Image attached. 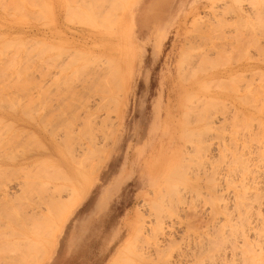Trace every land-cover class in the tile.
I'll return each mask as SVG.
<instances>
[{
    "label": "rangeland",
    "instance_id": "obj_1",
    "mask_svg": "<svg viewBox=\"0 0 264 264\" xmlns=\"http://www.w3.org/2000/svg\"><path fill=\"white\" fill-rule=\"evenodd\" d=\"M105 1V4H101ZM122 1L0 0V51L1 54L6 55L0 56V213H3L0 215L2 224H0V229L2 228L0 230V242H2L0 243L2 248H0V264H22L21 255L23 264L31 261V264H112L114 262L115 264H146L147 261V264H159L168 259L171 253H176L179 248L183 251L187 248L188 220V224L193 222L192 225L201 226L199 228L195 225L198 232L203 230L201 233H205L202 228H205V221L207 220L208 223L211 217L208 214L211 210L210 203L207 204L208 196L213 198L209 199L214 201L211 204H217L220 202L218 196L224 194L225 197L227 191H232L222 178L232 177L235 173L234 168L236 171V168L241 171V168L245 166L242 161L246 159L247 162L250 155L243 154H247L259 141L256 140V143H253L250 140L252 141L250 142L249 137L247 138L248 134L253 137L252 133H256L254 136L259 133L260 139L264 136L261 126L262 130L259 132L257 130L260 128H256L260 123L256 121V115H253L256 113V107L255 110L251 108L257 105L261 106L260 109H264V0ZM44 3L47 4L46 9H43ZM116 3L117 7L120 4L118 8L115 7ZM239 4H244L243 10L240 9ZM114 7L118 12L117 10H115L116 13L114 12ZM19 9L22 17L18 15ZM246 12L249 15L253 14L248 18ZM46 17L47 21L44 20ZM257 17L260 19L258 20ZM115 19H117L116 23ZM104 70L107 76L111 74L112 78H115V82H113L114 78H110L111 76L107 78ZM102 71L107 79H111L108 85L114 86L115 83L113 88L107 87L106 78L104 82L102 81L101 77H105L103 75L101 77L99 75L102 82H97L98 79L94 73ZM218 72L225 73V77L216 78L215 81L211 75ZM227 73L231 74L230 77ZM239 73V76H235ZM95 75L98 77V74ZM90 78L93 80L91 81ZM208 81L211 82L208 84ZM218 81L222 83L219 85ZM90 82H97V85L93 86ZM211 84L219 86L212 85L210 88ZM97 87L106 88V93L105 90L96 91ZM218 87L220 88L217 89ZM258 87H261L263 92L258 91L259 89H256ZM83 91L85 93H81ZM108 96L113 100V104L112 101L106 100L110 99L107 98ZM100 97H103V100L101 98L99 101ZM207 99L210 100V104ZM210 105H214L213 110ZM206 106L210 109L206 110ZM78 107L80 110L77 109ZM57 108H60L59 112ZM57 112H61L62 117L60 114L58 116ZM74 112H77L76 115L79 113L77 115L79 118ZM85 113L86 115L88 113L89 117ZM236 113L238 114L234 115ZM243 115L245 119L241 120ZM248 115L254 120L248 119L250 118ZM235 116H238L241 121L235 119ZM85 117L86 119L88 117V120ZM261 117L263 119L264 115ZM81 118L84 120V125L91 127V129L88 126L84 127L85 130L91 131L90 133L88 130L85 132L84 128L78 129L80 126L83 127ZM71 119L75 121L71 122ZM78 119L81 120L80 123ZM232 120L236 122H231ZM249 123H252V130L248 129ZM64 127L67 133L64 132ZM79 130H83L87 135H84L83 131L80 135ZM253 130L255 131L251 133ZM68 133L75 136L69 137ZM64 134L68 135L66 137L69 139ZM90 134L94 136L92 137L94 140L90 139L93 143L89 142ZM66 139L70 141L67 142ZM74 139L76 141L79 139L83 144L79 141L73 142ZM247 140L252 146L246 144ZM64 142L72 145V147L68 146L73 150H71L72 154L69 149L67 153L65 150L67 144ZM236 143H238L237 148L242 145L241 151L245 145L246 152H240L235 147ZM81 145L84 149L82 147L78 149ZM81 150L85 154L88 153L89 157L87 155L84 157V153L82 156ZM234 152L236 155L233 154ZM92 154L95 156L92 157ZM73 155L80 160L72 158ZM230 157L231 160L235 159L234 162L230 160ZM238 157L243 159L239 160ZM88 158L91 160L88 161ZM237 160L240 162L237 163L240 168L236 164ZM81 163L85 164V167ZM45 166L47 170H44ZM49 168L52 169H50L51 172ZM203 170L207 175L214 176L213 172L218 177L214 176L215 181L210 176L206 178L207 175L203 173ZM45 174L50 179H46ZM34 180L38 182L36 183L38 186L34 187ZM24 181L27 183H23ZM32 185L33 189L30 187ZM18 186H29V189L22 188L21 192ZM60 186L61 188H58ZM218 187H221L222 191ZM60 189L63 190L60 191ZM23 190L28 193H24ZM34 190H39L40 193ZM30 192L31 197L28 196ZM21 195H23L22 198ZM196 197L198 200L195 201ZM17 198L22 200L16 201ZM58 199L60 200L57 201ZM196 204H199V207ZM151 206L154 207L151 208ZM168 206L172 208L171 211ZM190 207L198 213L192 212V209L189 210ZM152 214H155L156 218ZM37 215L40 217H36ZM10 217L13 220L10 221ZM161 218L163 224L160 223ZM141 221L146 227L141 228ZM171 223H175L178 228L182 224L183 228L178 229L181 234L179 233L177 241L174 242L179 244H175L176 246L172 244V248L169 247L167 253L162 254L161 249L155 246L156 240L159 234L164 230L167 231ZM139 224L140 231L136 228ZM160 224L164 230L161 229ZM198 232H195V235ZM201 233H198L196 237L199 234L200 237L204 236ZM152 234L157 236L156 240L155 236L152 238ZM5 235L8 237H4ZM180 235L185 240L183 237L180 239ZM16 240L26 241L25 246L24 242H16ZM179 240L185 243H180ZM146 244L151 247L144 249ZM13 247H17L15 248L17 252ZM151 248L157 249L151 252ZM26 250L28 259H24ZM20 251L24 254L18 253ZM121 252L124 254L118 256ZM139 252L149 255L155 253L156 256L154 254L153 257L152 255L148 257L149 255H142ZM30 254L31 258L28 256ZM158 255L164 258L161 259ZM116 258L120 260H115ZM3 259L5 263H1L4 262ZM121 259L126 262L124 263Z\"/></svg>",
    "mask_w": 264,
    "mask_h": 264
},
{
    "label": "bare ground",
    "instance_id": "obj_2",
    "mask_svg": "<svg viewBox=\"0 0 264 264\" xmlns=\"http://www.w3.org/2000/svg\"><path fill=\"white\" fill-rule=\"evenodd\" d=\"M47 1V0H46ZM49 1V0H48ZM100 2L101 1H104V0H99ZM110 1V0H109ZM115 1V0H114ZM117 1V0H116ZM124 2L126 1V0H123ZM122 1V2H123ZM238 1H240V0H238ZM130 2V1H129ZM241 2H243V1H241ZM252 2V1H251ZM47 3V2H46ZM46 3H44V4H42V6H44L43 7V9H46V6H47V4ZM83 3H85V2H83ZM106 3V1L104 2V3H101V4H105ZM128 3V2H127ZM235 3H237V1L235 2ZM240 3V2H239ZM48 4H49V2H48ZM82 4V3H81ZM99 4V3H98ZM98 4H97V6H98ZM242 5H244V4H239V7H240V9L241 10H243L244 9V7L242 6ZM254 5V4H253ZM119 6H120V4H119ZM118 6V7H119ZM22 7V6H21ZM115 7H117V3H116V6ZM115 7L113 8L114 9V12L116 13V11L115 10H117V9H115ZM117 7V8H118ZM122 7V6H121ZM120 7V8H121ZM99 8V7H98ZM119 8V9H120ZM22 9V8H21ZM123 9V8H122ZM229 9H231L230 7H229ZM24 10V9H23ZM254 10V9H253ZM25 12H26V10H24ZM24 11H23V13H24ZM46 11V10H45ZM93 11V10H92ZM252 11V10H251ZM19 12H20V9H19ZM18 12V13H19ZM79 12V11H78ZM117 12H118V10H117ZM122 12V11H121ZM253 12V11H252ZM21 13L22 12H20L18 15H21ZM27 13V12H26ZM114 13V14H115ZM247 13V12H246ZM246 13H244L245 15H246ZM258 13V12H257ZM113 14V15H114ZM253 13H251V15H252ZM81 15H84V14H81ZM95 15V14H94ZM116 15V14H115ZM114 15V16H115ZM251 15H249V13H247V17L248 18H250L251 17ZM254 15H258V14H254ZM119 16V15H118ZM118 16H116V17H118ZM21 17H22V15H21ZM245 17V16H244ZM97 18V17H96ZM95 18V19H96ZM114 18V17H113ZM220 18V17H219ZM255 18V17H254ZM258 18V17H257ZM24 19V18H23ZM47 19V17L44 19V20H46ZM91 19H92V17H91ZM222 19H224V18H222ZM260 18H258V20H259ZM92 20H94V19H92ZM116 20L117 19H115V23H116ZM238 21H240L239 19H237ZM47 21V20H46ZM90 22V21H89ZM85 23V22H84ZM86 23H87V21H86ZM119 23V22H118ZM120 24V23H119ZM210 24V23H209ZM215 24H217V23H215ZM214 24V26H216ZM231 24V23H230ZM233 24V23H232ZM251 25V24H250ZM119 26V25H118ZM219 26V25H218ZM227 27V26H226ZM249 28V27H248ZM124 29V28H123ZM251 29V28H250ZM122 30V29H121ZM249 29H247V31H248ZM252 30V29H251ZM246 31V30H245ZM255 31V30H254ZM38 32V31H37ZM253 32V31H252ZM125 33V32H124ZM244 35V34H243ZM257 35V34H256ZM251 36V35H250ZM258 36V35H257ZM242 37V36H241ZM254 37V36H253ZM253 37H251V38H253ZM235 38H237V37H235ZM244 38H245V36H244ZM246 40V39H245ZM9 41V40H8ZM13 42V41H12ZM9 43V42H8ZM229 43V42H228ZM10 44H11V40H10ZM16 44V43H15ZM9 45V44H8ZM13 45V44H12ZM11 45V46H12ZM2 46V45H1ZM14 46V45H13ZM231 46V45H230ZM233 46V45H232ZM236 46V45H235ZM4 47H5V44H4V46H3V49H4ZM2 48V47H1ZM233 48V47H232ZM2 51H4V50H2ZM5 53H6V51H4ZM16 53V52H15ZM2 54H4V53H2ZM1 54V51H0V56L2 55ZM7 54V53H6ZM5 55V54H4ZM3 55V56H4ZM6 56V55H5ZM16 56V55H15ZM185 56V55H184ZM205 56V55H204ZM203 56V57H204ZM182 57V56H181ZM4 58V57H3ZM2 58V59H3ZM6 58V57H5ZM183 58V57H182ZM186 58V57H185ZM184 58V59H185ZM218 58V57H217ZM20 59V58H19ZM201 59V58H200ZM203 59H205V58H203ZM207 59V58H206ZM208 59H209V57H208ZM5 60V59H4ZM202 60V59H201ZM16 61V60H15ZM193 61V60H192ZM12 63V62H11ZM16 63V62H15ZM14 63V64H15ZM191 63V62H190ZM202 63V62H201ZM117 64V63H116ZM199 64V63H198ZM198 64H196V65H198ZM119 65V64H118ZM117 65V66H118ZM116 66V67H117ZM121 66V65H120ZM123 66V65H122ZM262 66V65H261ZM121 68V67H120ZM259 69H261L260 67H258ZM74 70H75V68H73ZM106 69H107V67H106ZM193 69V68H192ZM67 70V69H66ZM183 70V69H182ZM181 70V71H182ZM198 70V69H197ZM242 70V69H241ZM60 71H62V70H60ZM99 71H101L100 69H99ZM98 70H97V72H99ZM105 71V70H104ZM104 71H102V72H100V73H94V76H96V78L98 79V81L97 82H99V81H101V79L103 78V82L105 81L104 79L106 78V71L104 72ZM125 71V70H124ZM190 71V70H189ZM207 71V70H206ZM260 71H262V70H260ZM105 73V75H104V73ZM120 72V71H119ZM226 72V71H225ZM228 72H231V71H228ZM236 72V71H235ZM73 73V72H72ZM102 73V74H101ZM121 73V72H120ZM185 73H186V71H185ZM188 73V72H187ZM58 74V73H57ZM95 74H98V77H97V75H95ZM228 75L227 76H229V75H231V74H229V73H227ZM242 74V73H241ZM60 75V74H59ZM99 75H100V77H101V75H103V76H105V77H101V79H100V77H99ZM109 75V74H108ZM191 75V74H190ZM240 75V73L237 75H235V76H239ZM243 75V74H242ZM109 76H111V74L109 75ZM109 76H107V78H109ZM121 76V75H120ZM181 76V75H180ZM187 76V75H186ZM186 76H185V78H186ZM194 76V75H193ZM196 76V75H195ZM225 77V73H214V74H212L211 75V78H213L214 80L216 79V78H219V77ZM54 77H55V75H54ZM58 77V76H57ZM93 77V76H92ZM181 77H183V76H181ZM188 77V76H187ZM230 77V76H229ZM56 78V77H55ZM62 78H64V76L62 77ZM94 78V77H93ZM106 78V79H107ZM111 79H113L112 78V76L110 77ZM121 78V77H120ZM193 78V77H192ZM91 79V78H90ZM110 79V80H111ZM93 79H91V81H92ZM109 79H107V82L108 81H110ZM183 80H185V79H183ZM220 80V79H219ZM101 81V82H102ZM125 81V80H124ZM213 81V80H212ZM216 81V80H215ZM228 81V80H227ZM235 81V80H234ZM94 82H95V80H94ZM97 82L96 83H91L90 82V84H93V86H96L97 85ZM113 82H115V78H114V81ZM116 82H118V81H116ZM122 82V81H121ZM211 82V81H210ZM209 81H208V84L210 83ZM111 83H112V81H111ZM124 83V82H123ZM217 83V82H216ZM218 83H219V81H218ZM222 83V82H221ZM221 83H219V85L221 84ZM229 83V82H228ZM95 84V85H94ZM101 84H103V83H101ZM106 84V83H105ZM109 84V82L106 84L107 85V87H110L111 86V84L110 85H108ZM86 85V84H85ZM121 85V84H120ZM201 85V84H200ZM205 85H207V84H205ZM214 86L215 84H211L210 85V88H211V86ZM217 86H219L218 84H216ZM215 85V86H216ZM89 86V85H88ZM98 86H99V83H98ZM114 86H115V83H114ZM114 86H111L112 88L114 87ZM119 86V85H118ZM91 87V86H90ZM90 87H87V88H89L90 89ZM102 87H104V85L102 86ZM102 87L101 88H99V87H97V89H96V91L98 90V91H100L101 90V92H102V90L104 91L105 90V93H106V88L105 89H102ZM82 88H84V87H82ZM94 88V87H93ZM122 88V87H121ZM205 88V87H204ZM209 88V89H210ZM220 87H218L217 89H219ZM261 88V87H260ZM259 87L258 88H256V89H259L258 91H260L261 89H260ZM84 89H86V87L84 88ZM88 89V90H89ZM92 89V88H91ZM100 89V90H99ZM212 89H213V87H212ZM223 89V88H222ZM221 89V90H222ZM240 89V88H239ZM238 90V89H237ZM95 91V90H94ZM262 91V90H261ZM260 91V92H261ZM100 92V94H102ZM113 92V91H112ZM236 92V91H235ZM263 92V91H262ZM81 93H85V91H83V92H81ZM114 93H116V92H114ZM74 94H76V93H74ZM218 94V93H217ZM113 95H115V94H113ZM202 95V94H201ZM81 96V95H80ZM92 96V95H91ZM95 96H98V95H96L95 94ZM95 96H93V98L95 97ZM216 96H218V95H216ZM223 97V96H222ZM227 97V96H226ZM92 98V99H93ZM101 98H102V100H103V97H100V99H99V101L101 100ZM106 98V97H105ZM104 98V99H105ZM107 98H110L109 96L107 97ZM209 98V97H208ZM229 98V97H228ZM238 98V97H237ZM98 99V98H97ZM111 99V98H110ZM106 99V100H109V101H112V104H113V100L111 99ZM203 99V98H202ZM211 99V98H210ZM216 99V98H215ZM238 99H241L240 97L238 98ZM105 100V101H106ZM208 100V99H207ZM242 100V99H241ZM240 100V101H241ZM108 101V102H109ZM185 101H186V98H185ZM199 101V100H198ZM205 101V100H204ZM203 101V102H204ZM210 100H208V102H209ZM212 101V100H211ZM217 101V100H216ZM96 102V101H95ZM202 102V103H203ZM207 102V103H208ZM213 102V101H212ZM218 102V101H217ZM216 102V103H217ZM226 102V101H225ZM106 103V102H105ZM190 103H191V101H190ZM223 103V102H222ZM63 104V103H62ZM92 104H94V103H92ZM96 104V103H95ZM97 104H99V103H97ZM101 104V103H100ZM209 104H210V102H209ZM208 104V105H209ZM214 104H215V101H214ZM219 104V103H218ZM230 104V103H229ZM229 104H228V106H229ZM59 105V104H58ZM61 105V104H60ZM82 105V107H83V104H81ZM85 105V104H84ZM87 106L89 105V102H88V104H86ZM85 105V106H86ZM102 105V104H101ZM106 105V104H105ZM108 105H110L109 103H108ZM196 105V104H195ZM232 105V104H231ZM241 105V104H240ZM79 106V105H78ZM84 106V107H85ZM98 106V105H97ZM96 106V107H97ZM183 106V105H182ZM198 106V105H197ZM211 106V105H210ZM212 106H214V105H212ZM212 106L210 107V108H212ZM227 106V105H226ZM61 107H62V105H61ZM74 107V106H73ZM95 107V108H96ZM185 107V106H184ZM189 107V106H188ZM193 107H194V105H193ZM232 107V106H231ZM230 107V108H231ZM255 107H256V110H255ZM261 108V106H257V105H254V107H251V108H254V110L256 111V113H255V111H253L255 114H253V115H256V117H255V119H256V121L259 123V126H258V123H257V126L258 127H256L257 129L258 128H260V126H261V128L264 130V117H263V119H262V117H261V115H264V109L262 110V109H260ZM95 108L93 109L94 111H95ZM108 108V107H107ZM115 108V107H114ZM119 108V107H118ZM192 108V107H191ZM209 107H207L206 106V110L208 109ZM209 108V109H210ZM221 108H223V107H221ZM226 108V107H225ZM234 108V107H233ZM248 108H249V106H248ZM250 108V109H251ZM259 108V109H258ZM264 108V107H263ZM56 109V108H55ZM71 109V108H70ZM69 109V110H70ZM77 109H79V107L77 108ZM89 109V108H88ZM99 109H100V107L98 108V110L97 111H99ZM116 109V108H115ZM220 108H218V110H219ZM59 110H60V108L58 109L57 108V111L59 112ZM62 110V109H61ZM72 110V109H71ZM76 110V109H75ZM80 110V109H79ZM211 110H213V108L211 109ZM215 110V109H214ZM56 111V110H55ZM77 111V110H76ZM96 111V112H97ZM199 111V110H198ZM250 111H252V110H250ZM57 112V114H58V116H59V114L61 113H58ZM63 112V111H62ZM77 112H79L80 113V111H77ZM77 112H74L75 113V115H76V113ZM93 112V111H92ZM188 112H189V110H188ZM200 112V111H199ZM208 112V111H207ZM210 112V111H209ZM208 112V113H209ZM224 112H226V109H224ZM252 112V113H253ZM63 113H65V112H63ZM73 113V114H74ZM79 113L77 114V115H79ZM111 113V112H110ZM185 113H187V112H185ZM233 113H234V110H233ZM251 113V112H250ZM69 114H71V113H69ZM68 114V115H69ZM109 114V113H108ZM112 114V113H111ZM194 114H197V113H194ZM199 115H200V113H198ZM217 114H218V112H217ZM230 114V113H229ZM238 113H236V114H234V115H237ZM61 115V114H60ZM64 115V114H63ZM76 115V116H77ZM85 115H86V113H85ZM84 115V116H85ZM90 115V114H89ZM95 115V114H94ZM209 115V114H208ZM215 115V114H214ZM219 115V114H218ZM223 115V114H222ZM86 116H88V113H87V115ZM98 116V115H97ZM105 116V115H104ZM110 116V115H109ZM201 116V115H200ZM199 116V117H200ZM240 116V115H239ZM55 117V116H54ZM61 117H62V115H61ZM71 117V116H70ZM78 118H79V116H77ZM89 117V116H88ZM88 117H87V119H86V117H85V119L86 120H88ZM91 117H93V118H95L94 116H92L91 115ZM90 117V118H91ZM107 117V116H106ZM185 117V116H184ZM197 117V116H196ZM211 117H212V115H211ZM222 117V116H221ZM236 117V116H235ZM242 117V116H241ZM248 117H250L249 115H248ZM58 118V120H60V121H62L61 119H59V117H57ZM92 118V119H93ZM201 118H203V117H201ZM200 118V119H201ZM208 118V117H207ZM213 118H215V116L213 117ZM218 119H219V117H217ZM216 118V119H217ZM225 118V117H224ZM233 118V117H232ZM232 118H230V119H232ZM254 118V117H253ZM82 119V118H81ZM96 119V118H95ZM95 119H93V120H95ZM100 119H103V118H100ZM100 119H98V120H100ZM118 119V118H117ZM185 119V118H184ZM206 119V118H205ZM234 119V118H233ZM235 119H239L238 118V116L235 118ZM241 120H243V119H245V117H244V115H243V118H240ZM239 119V120H240ZM248 119H251V120H254V119H252V117H250V118H248ZM89 120H91V119H89ZM209 119H207V121H208ZM211 120V119H210ZM215 120V119H214ZM228 120V119H227ZM226 120V121H227ZM240 120V121H241ZM33 121H35V119L33 120ZM41 121V120H40ZM73 120L71 119V122H72ZM75 121V120H74ZM73 121V122H74ZM79 123H80V121H79V119L77 120ZM196 121H198L197 119H196ZM201 121H203V119L201 120ZM200 121V122H201ZM213 121V120H212ZM219 121V120H218ZM236 122L235 120H232L231 122ZM240 121H238L239 123H240ZM59 122V121H58ZM82 122H83V127H81L80 126V128H78V129H81V128H84V127H86V126H88V125H84V120L82 119ZM82 122H81V125H82ZM186 122H187V119H186ZM195 122V121H194ZM193 122V123H194ZM214 122V121H213ZM228 122V121H227ZM226 122V123H227ZM237 122V123H238ZM245 122V121H244ZM60 123V122H59ZM62 123V122H61ZM64 123V122H63ZM66 123V122H65ZM190 123V122H189ZM196 123V122H195ZM198 123H199V121H198ZM255 123V122H254ZM58 124V123H57ZM71 124V123H70ZM78 124V123H77ZM113 124V123H112ZM114 124H116V123H114ZM221 124V123H220ZM235 123H233V125H234ZM66 125V124H65ZM80 125V124H79ZM102 125V124H101ZM105 125V124H104ZM108 125V124H107ZM59 126V125H58ZM115 126V125H114ZM229 126H230V124H229ZM62 127V126H61ZM68 127V126H67ZM71 127V126H70ZM88 127H90V126H88ZM239 127V126H238ZM53 128H56V127H53ZM111 128V127H110ZM205 128V127H204ZM252 128V123H249V127H248V129L250 130ZM260 128V130L258 129L257 131L259 132V131H261L262 129ZM57 129V128H56ZM72 129V128H71ZM86 128H84V130H85ZM89 129H91V127L89 128ZM59 131H60V129H58ZM64 130H65V127H64ZM88 130V129H87ZM87 130H85V132H88ZM114 131L116 130V129H113ZM206 130H208V129H206ZM237 130V129H236ZM252 130V129H251ZM50 131V130H49ZM56 131V130H55ZM62 131H63V129H62ZM80 131V130H79ZM83 130H81L80 131V133L82 132ZM93 131V130H92ZM185 131V130H184ZM193 131V130H192ZM240 131V130H239ZM255 130H253V131H251V133L252 132H254ZM61 132V131H60ZM65 133H67L66 132V130L64 131ZM75 132V131H74ZM91 131H89V133H90ZM102 132H103V130H102ZM183 132V131H182ZM234 132V131H233ZM248 132V131H247ZM83 134H84V131L82 132ZM82 133L80 134V135H82ZM88 133V134H89ZM110 133V132H109ZM192 132H190V134H191ZM234 133H236V132H234ZM233 133V134H234ZM241 133V132H240ZM248 133H250V132H248ZM261 133V132H260ZM13 134H15L16 135V133H13ZM52 134V133H51ZM56 134H57V132H56ZM58 134H60V133H58ZM69 134V133H68ZM187 134V133H186ZM197 134H199V133H197ZM247 134V133H246ZM253 134V137H250V135L251 134H248L249 136H247V138L249 137V141L250 140H252L253 141V143L255 142L256 143V140L258 141L257 142V144L256 145H254L253 143V145L254 146H252L251 144H249V142H248V140H247V142L246 141H244V142H246V144H249V145H251L252 147L250 148V150H249V152H247V154H243V155H250L249 156V158L247 159V162L245 161L246 159H243L242 157H240V158H242L243 159V163L242 164H244L245 166L243 167V168H241L242 170L241 171H238V168H236L237 169V171L235 170V168H234V170L233 171H235V173L233 174V176L231 177V176H229V178L226 176L225 178L223 177L222 179H224V180H222V182L224 181L225 183H226V185H228L230 188H232V191H227L226 192V196L224 197L223 195L224 194H221L222 196H218V198H220L219 199V201L220 202H217V204H211L212 202H214V201H210V200H212L211 199V196H208L209 197V199L207 200V204L209 205V203H210V205H211V207L209 208V206H208V208L209 209H211L210 210V212L208 213L210 216V218H209V222L207 223V220L205 221L206 222V225H205V228H202V229H204V232L205 233H201V232H198V228H196V226L195 225H197V224H193L192 225V223H191V221L189 222V223H191V224H188V221H187V226H188V230H187V232H189V235H185L184 233V235L187 237V239H189V242H188V245H187V248L183 251L182 249L180 250V248L176 251L175 249H176V247H174V250L176 251V253L174 252V254L173 253H171L169 256L170 257H168V259L166 258V260H164L163 262H160L159 264H264V136L260 139V138H258V137H260V134L259 133H257V135H255L254 136V134H256V133H252ZM258 134H259V136H258ZM263 134H264V132H263ZM15 135H13L14 137H15ZM62 135V134H61ZM65 135V134H64ZM63 135V136H64ZM75 136V134H69V137H74ZM84 135H87L86 133L84 134ZM91 135V134H90ZM90 135H88V136H90ZM93 135V134H92ZM90 136L89 137V142H91L90 141V139H93L92 137H94V136ZM110 135V134H109ZM108 135V136H109ZM185 135V134H184ZM201 135V134H200ZM217 135V134H216ZM237 135H239V134H237ZM241 135V134H240ZM55 136V135H54ZM58 136V135H57ZM66 136H68V135H65V137ZM11 137V136H10ZM185 137V136H184ZM198 137V136H197ZM244 137V136H243ZM255 137H257V139H255ZM57 138H60V137H57ZM66 138H68V137H66ZM84 138V137H83ZM86 138H88V137H86ZM236 138V137H235ZM245 138V137H244ZM243 138V139H244ZM251 138V139H250ZM12 139V138H11ZM63 139V138H62ZM69 139V138H68ZM72 138H70V140H71ZM77 139V138H76ZM108 139H109V137H108ZM113 139V138H112ZM191 139V138H190ZM201 139V138H200ZM240 139H242V138H240ZM61 140V139H60ZM67 140V139H66ZM69 140V141H70ZM86 140V139H85ZM94 140V139H93ZM107 140V139H106ZM222 140V139H221ZM236 140H237V138H236ZM245 140V139H244ZM255 140V141H254ZM62 141V140H61ZM68 140H67V142H69ZM75 141V143L76 142H78L79 141V139H78V141H76L75 139L73 140V142ZM202 141V140H201ZM252 141H250V142H252ZM60 142V141H59ZM63 142V141H62ZM80 142V141H79ZM82 142V141H81ZM80 142V143H81ZM232 142H233V140H232ZM243 142V141H242ZM65 143V142H64ZM70 143H72V141L70 142ZM70 143H65V144H67L66 146L67 147H65L66 149V151H67V153H68V149H69V147L68 146H71L72 147V145L70 144ZM92 143H93V141H92ZM105 143V142H104ZM103 143V144H104ZM186 143V142H185ZM224 143V142H223ZM228 143V142H227ZM235 143V142H234ZM70 144V145H69ZM81 144H83V143H81ZM110 144V143H109ZM226 144V143H225ZM238 143H236L235 144V147H236V145H237ZM240 144H242V143H240ZM239 144V145H240ZM243 144H245V143H243ZM92 145H94V144H92ZM228 145H229V143H228ZM227 145V146H228ZM248 145V146H249ZM96 146V145H95ZM241 147H242V145H240ZM244 146V148H245V145H243ZM71 147H70V149H69V151H71L72 149H71ZM80 147V148H79ZM81 147H82V145L81 146H78V149H81ZM85 147V146H84ZM239 147V146H238ZM241 147L240 148H237L238 150H240L241 149ZM95 149L97 148V147H94ZM99 148V147H98ZM104 148V147H103ZM106 148V147H105ZM201 148V147H200ZM233 148V147H232ZM243 148V151H241L240 150V152H242V153H244V152H246V151H244L245 149ZM73 149H74V147H73ZM77 149V148H76ZM82 149H84L83 147H82ZM92 149V148H91ZM108 149V148H107ZM192 149V148H191ZM194 149H196V148H194ZM204 149V148H203ZM213 149V148H212ZM221 149H222V147H221ZM246 149V150H247ZM94 150V149H93ZM92 150V151H93ZM98 150V149H97ZM100 150H102V149H100ZM104 150V149H103ZM197 150H199V149H197ZM207 150V149H206ZM228 150V149H227ZM227 150H225V151H227ZM73 151V150H72ZM72 151H71V154H72ZM85 151V150H84ZM94 151H96V150H94ZM216 151V150H215ZM235 151H236V149H235ZM104 152V151H103ZM105 152H107V150H105ZM214 152V151H213ZM238 153H239V151H237ZM77 153H79V151H77ZM81 154L82 153H84L83 152V150H81V152H80ZM98 153V152H97ZM231 153V152H230ZM85 154V153H84ZM95 154V153H94ZM94 154H92V157L93 156H95ZM228 154H229V152H228ZM233 154H235V152L233 153ZM232 154V155H233ZM76 155H78V154H76ZM80 155V154H79ZM86 155L89 157V154L87 153V154H85V156L84 157H86ZM91 155V154H90ZM231 155V156H232ZM236 155V154H235ZM82 156H83V154H82ZM97 156V155H96ZM239 156V155H238ZM71 157V156H70ZM74 157V155L72 156V158ZM77 157V156H76ZM76 157H74V158H76ZM91 157V156H90ZM102 157V156H101ZM100 157V158H101ZM78 158V157H77ZM76 158V160H80V159H77ZM81 158V157H80ZM99 158V157H98ZM99 158V159H100ZM194 158V157H193ZM237 158V157H236ZM239 158V157H238ZM240 158H239V160H240ZM64 159V158H63ZM82 159H84L83 157H82ZM87 159V158H86ZM188 159V158H187ZM219 159V158H218ZM224 159V158H223ZM241 159V160H242ZM91 160V159H90ZM89 160V158H88V161H90ZM96 160V159H95ZM185 160V159H184ZM191 160V159H190ZM213 160H215V159H213ZM217 160V159H216ZM230 160H231V157H230ZM234 160L235 159H233L232 158V160L231 161H233L234 162ZM239 160H237L238 162H236V164L237 163H240L239 162ZM72 161V160H71ZM82 161H84V160H82ZM197 161V160H196ZM210 161V160H209ZM218 161V160H217ZM220 161V160H219ZM52 162V161H51ZM74 162V161H73ZM76 162V161H75ZM85 162H86V160H85ZM84 162V163H85ZM215 162V161H214ZM226 162H227V160H226ZM229 162V161H228ZM233 162H231V163H233ZM55 163V162H54ZM76 163H79V161L78 162H76ZM102 163V162H101ZM213 163V162H212ZM231 163H230V165H231ZM26 164V163H25ZM33 164V163H32ZM75 164V163H74ZM82 164V163H81ZM97 164V163H96ZM100 164V163H99ZM196 164V163H195ZM211 164V163H210ZM235 163H233V165H236ZM34 165V164H33ZM32 165V166H33ZM36 165V164H35ZM42 165V164H41ZM85 165V164H84ZM83 164H82V166H84ZM224 165H225V163H224ZM227 165H228V163H227ZM27 166V165H26ZM25 166V167H26ZM30 166V165H29ZM96 166H99V165H96ZM211 166V165H210ZM217 166V165H216ZM219 166V165H218ZM237 166L239 167V165L237 164ZM236 166V167H237ZM23 167V166H22ZM22 167L20 168L21 170H22ZM31 167V166H30ZM30 167H28V168H30ZM49 167V166H48ZM51 167H53L52 165H51ZM81 167V166H80ZM85 167V166H84ZM220 167V166H219ZM224 167V166H223ZM38 168V167H37ZM45 168H46V166H45ZM55 168V167H54ZM99 168V167H98ZM203 168H205L206 169V167H203ZM213 168V167H212ZM240 168V167H239ZM26 168H24V170H25ZM31 169V168H30ZM34 169V168H33ZM39 169V168H38ZM44 168L42 167V170H43ZM51 168H49V171L51 172V170H50ZM57 169V168H56ZM96 169H97V167H96ZM204 169V170H205ZM215 170L217 169V168H214ZM222 169V168H221ZM225 169H226V167H225ZM44 170H47V168L46 169H44ZM203 170V173L205 172ZM214 170V172H216ZM224 170V169H223ZM27 171V170H26ZM32 171V170H31ZM53 171H55V170H53ZM61 171H62V168H61ZM80 171H81V169H80ZM91 171H92V169H91ZM95 171V170H94ZM195 171H197V170H195ZM207 171H208V169H207ZM211 171V170H210ZM213 171V170H212ZM28 172H29V169H28ZM28 172H27V174H28ZM43 172V171H42ZM46 172V171H45ZM59 172V171H58ZM87 172V171H86ZM89 172V171H88ZM179 172V171H178ZM198 172H199V170H198ZM202 172V171H201ZM222 172V171H221ZM34 173V172H33ZM33 173H31V175L33 174ZM37 173V172H36ZM44 173V172H43ZM47 173V172H46ZM49 173V172H48ZM61 173V172H60ZM62 173H63V171H62ZM61 173V174H62ZM195 173V172H194ZM206 173V172H205ZM58 174V173H57ZM92 174H93V172H92ZM198 174V173H197ZM202 174V173H201ZM212 174L214 175V176H217V174L216 173H213L212 172ZM36 175V174H35ZM41 175H43V174H41ZM49 175H51L50 173H49ZM76 175V174H75ZM84 175V174H83ZM205 175V174H204ZM206 175H207V173H206ZM222 175H223V173H222ZM226 175V174H225ZM27 176V175H26ZM28 176H29V174H28ZM27 176V177H28ZM34 176V175H33ZM32 176V177H33ZM37 176V175H36ZM45 178L47 179L48 177H47V175L45 174ZM53 176V175H52ZM58 176H60V175H58ZM80 176V175H79ZM208 176H210V177H212V179H214V176H212V175H207L206 176V178L208 177ZM224 176V175H223ZM23 177V176H22ZM51 177V176H50ZM62 177H64L63 175H62ZM77 177V176H76ZM200 177V176H199ZM209 177V178H210ZM218 177V176H217ZM25 178V177H24ZM29 178V177H28ZM34 178H36L35 176H34ZM38 179H39V177H37ZM54 178V177H53ZM61 178V177H60ZM67 178V177H66ZM81 178V180H82V177H80ZM83 178H85V176L83 177ZM216 178V177H215ZM30 179V178H29ZM48 179H50V178H48ZM52 179V178H51ZM56 179V178H55ZM57 179H58V177H57ZM63 179V178H62ZM196 179V178H195ZM218 179V178H217ZM27 180V179H26ZM54 180V179H53ZM64 180V179H63ZM62 180V181H63ZM66 180V179H65ZM206 180V179H205ZM208 180V179H207ZM210 180V179H209ZM35 181V180H34ZM38 181H40V180H38ZM55 181V180H54ZM59 181H60V179H59ZM86 181V180H85ZM212 181V180H211ZM210 181V182H211ZM214 181H215V179H214ZM213 181V182H214ZM27 183V181H24L23 183ZM31 182H33L32 180H31ZM49 182V181H48ZM65 182V181H64ZM66 182H69V180L67 181L66 180ZM84 182V181H83ZM203 182V181H202ZM35 183V185H34V187L35 186H38V185H36V183H38V182H34ZM207 183V182H206ZM47 184V183H46ZM70 184H71V182H70ZM220 184H221V182H220ZM17 185H19V184H17ZM22 185V184H21ZM26 185V184H25ZM49 185H51V184H49ZM211 185V184H210ZM215 186V185H214ZM224 186V185H223ZM20 186H18V188H19ZM29 187V186H28ZM28 187H23V186H21L20 187V189H21V192H22V188H24V190H25V188L28 190L29 188ZM30 187H32V189H33V185L32 186H30ZM86 187V186H85ZM37 189H38V187H36ZM40 188H42V187H40ZM50 188V187H49ZM58 188H61V186L60 187H58ZM63 188V187H62ZM212 188H214L213 186H212ZM219 188V187H218ZM221 188V187H220ZM219 188V189H220ZM31 189V188H30ZM44 189V188H43ZM51 189V188H50ZM176 189H178V188H176ZM193 189V188H192ZM215 190H216V188H214ZM23 190V191H24ZM26 190V191H27ZM41 190V189H40ZM47 190V189H46ZM56 190H57V188H56ZM61 190H63V189H60V191ZM65 190V189H64ZM189 190V189H188ZM32 191V190H31ZM35 191V190H34ZM42 191V190H41ZM50 191H52V190H50ZM66 191H67V189H66ZM65 191V192H66ZM81 191V190H80ZM185 191V190H184ZM191 191V190H190ZM220 191H222V188H221V190ZM12 192V191H11ZM35 192H39V190H37V191H35ZM24 193H28V191L27 192H25L24 191ZM40 193V192H39ZM50 193V192H49ZM69 193V192H68ZM174 193V192H173ZM190 193V192H189ZM192 193V192H191ZM224 193H225V191H224ZM19 194V191H18V193H17V195ZM21 194H23V193H21ZM32 193L30 192V194H28V196H30ZM36 193H34V195H35ZM61 194V192L59 193V195ZM80 194V193H79ZM183 194V193H182ZM197 195H198V193H196ZM195 194V195H196ZM11 195V194H10ZM20 195V194H19ZM18 195V196H19ZM33 195V196H34ZM48 195H50V194H48ZM75 195H77V194H75ZM196 195V196H197ZM207 195H208V193H207ZM211 195V194H210ZM17 196V197H18ZM27 196V195H26ZM27 196V197H28ZM41 196V195H40ZM54 197H55V195H53ZM58 196V195H57ZM68 196V195H67ZM72 196V195H71ZM203 196V195H202ZM206 196V195H205ZM10 197V196H9ZM21 198L23 197V195H21L20 196ZM26 197V198H27ZM31 197V196H30ZM35 197V196H34ZM45 197V196H44ZM51 197V196H50ZM185 197V196H184ZM198 198H200L201 199V197L200 196H197ZM196 197V198H197ZM19 198V197H18ZM16 199V201H18V200H22L21 198L20 199ZM58 198H59V196H58ZM183 198V197H182ZM198 198L197 199H195V201L196 200H198ZM206 198H207V196H206ZM27 199H29V197L27 198ZM32 199V198H31ZM52 199V198H51ZM65 199V198H64ZM165 199V198H164ZM174 199V198H173ZM187 199V198H186ZM186 199H184V201L186 200ZM199 199V200H200ZM204 199V198H203ZM215 199V198H214ZM11 200V199H10ZM24 201H25V199H23ZM60 199H58L57 201H59ZM77 200V199H76ZM216 200V199H215ZM27 201V200H26ZM34 201V200H33ZM49 201H50V199H49ZM160 201V200H159ZM164 201V200H163ZM193 201V200H192ZM192 201H190V203L192 202ZM201 201V200H200ZM52 202H54V200L52 201ZM56 202V201H55ZM61 202H62V200H61ZM161 202V201H160ZM166 202V201H165ZM183 202V201H182ZM18 203V202H17ZM21 203V202H20ZM45 203H46V201H45ZM59 203V202H58ZM63 203V202H62ZM161 203H163V202H161ZM186 203V202H185ZM187 203H188V201H187ZM198 203V202H197ZM23 203H21V205H22ZM35 204V203H34ZM48 204V203H47ZM50 204V203H49ZM48 204V205H49ZM55 203H53V205H54ZM164 204V203H163ZM200 204V203H199ZM199 204L197 205L198 207H199ZM206 204V205H207ZM20 204H19V206L20 207H22V206H24V205H22L21 206ZM27 205V204H26ZM36 205H39V204H36ZM40 205H41V203H40ZM67 205V204H66ZM160 205V204H159ZM158 205V207H160ZM165 205H167V204H165ZM170 205V204H169ZM191 204H189V206H190ZM195 205V206H196ZM205 205V204H204ZM18 206V205H17ZM52 206V205H51ZM61 206H63V205H61ZM157 205H155V207H156ZM177 206V205H176ZM175 206V207H176ZM213 206V207H212ZM20 207H19V209H20ZM38 207V206H37ZM50 207V206H49ZM154 207V206H153ZM152 206H151V208H153ZM167 207V206H166ZM165 207V208H166ZM177 207H179V206H177ZM192 207V206H191ZM189 208V210H191L192 208ZM39 208V207H38ZM51 208V207H50ZM54 208V207H53ZM53 208H51V209H53ZM161 208V207H160ZM160 208L158 209V210H160ZM168 208L170 209V211L172 210V208H170V206H168ZM203 208V207H202ZM207 208V209H208ZM23 209V208H22ZM24 209H25V206H24ZM27 209V208H26ZM28 209H29V207H28ZM42 209V208H41ZM47 209H49V208H47ZM55 209V208H54ZM68 209V208H67ZM66 209V210H67ZM155 209V208H154ZM162 209V208H161ZM175 209V208H174ZM195 209V208H194ZM206 209V208H205ZM209 209H208V211H209ZM18 210V209H17ZM43 210V209H42ZM50 210V209H49ZM166 210H168V209H166ZM202 210V209H201ZM35 210H33V212H34ZM175 211V210H174ZM181 211V210H180ZM179 211V212H180ZM194 210L192 209V212H193ZM196 211V210H195ZM194 211V212H195ZM50 212V211H49ZM160 212V211H159ZM166 212V211H165ZM197 212V211H196ZM199 212H200V210H199ZM18 213H19V215H20V212H19V210H18ZM21 213H22V211H21ZM172 213H174V212H172ZM183 213H184V211H183ZM187 213V212H186ZM198 213V212H197ZM205 213V212H204ZM1 214H3L2 212L0 213V215ZM5 214V213H4ZM14 214V213H13ZM49 214V213H48ZM138 214H140V213H138ZM157 214V213H156ZM162 214V213H161ZM166 213H164V215H165ZM170 214V213H169ZM201 213H199V215H200ZM8 215V214H7ZM22 215V214H21ZM33 215H34V213H33ZM40 215V214H39ZM153 215V214H152ZM155 215V214H154ZM153 215V216H154ZM167 215V214H166ZM165 215V216H166ZM175 215H177V213L175 214ZM194 215V214H193ZM196 215V214H195ZM194 215V216H195ZM202 215V214H201ZM4 216V215H3ZM42 216V215H41ZM51 216V215H50ZM56 216V215H55ZM60 216V215H59ZM156 216V215H155ZM154 216V217H155ZM165 216H164V219H165ZM179 216V215H178ZM187 216V215H186ZM190 217H191V215H189ZM206 216V215H205ZM208 216V215H207ZM26 217V216H25ZM36 217H40V216H36ZM44 217V216H43ZM167 217V216H166ZM189 217V218H190ZM1 218V217H0ZM6 218V217H5ZM27 218V217H26ZM42 218V217H41ZM51 218V217H50ZM156 218V217H155ZM175 218V217H174ZM186 218V217H185ZM195 218V217H194ZM193 218V219H194ZM207 218V219H208ZM8 219V218H7ZM6 219V220H7ZM11 219L13 220V218H11L10 217V221H11ZM33 219H34V216H33V218L31 219L32 221H33ZM37 219V218H36ZM40 219V218H39ZM47 219V218H46ZM45 219V220H46ZM159 219H160V217H159ZM181 219H183V218H181ZM187 219V218H186ZM197 219H198V216H197ZM27 220H29V219H27ZM41 220V219H40ZM44 220V219H43ZM157 220H158V218H157ZM170 220V219H169ZM199 220H200V217H199ZM203 220V219H202ZM30 221V220H29ZM42 221V220H41ZM48 221V220H47ZM49 221H50V219H49ZM163 220H162V218H161V221H160V223H162L163 224V222H162ZM171 221V220H170ZM201 221V220H200ZM14 222V221H13ZM36 222V221H35ZM38 222H40V221H38ZM37 222V223H38ZM44 222V221H43ZM42 222V223H43ZM156 222H158V221H156ZM31 223V222H30ZM29 223V224H30ZM139 223V222H138ZM141 223V228L142 227H144L145 225H143V223L144 222H140ZM152 223V222H151ZM155 223V222H154ZM168 223V222H167ZM198 223V222H197ZM1 224V223H0ZM32 224V223H31ZM41 224V223H40ZM44 224H46V222L44 223ZM49 224V223H48ZM174 224V225H173ZM178 224V223H177ZM176 224V225H177ZM199 225H200V223H198ZM2 225V224H1ZM12 225V224H11ZM43 225V224H42ZM143 225V226H142ZM186 225V224H185ZM201 225H202V223H201ZM5 226V225H4ZM16 226H17V223H16ZM41 226V225H40ZM44 226V225H43ZM156 226H158L157 224H156ZM160 227H161V224L159 225ZM165 226V225H164ZM168 226V225H167ZM198 226V225H197ZM204 226V225H203ZM25 227H27V226H25ZM36 227V226H35ZM38 227V226H37ZM49 227H51L52 228V226H49ZM146 227V226H145ZM180 227H182V224H181V226ZM180 227L178 228V227H176L175 226V223H171L170 224V226H168L167 227V231H165L164 229H163V226L161 227V229H163L162 231V233L161 234H157L158 236H159V238L157 239V236H155V235H153L152 234V238H153V236H155L154 237V239L156 240V242H157V244L155 245L156 247H158V249L160 248L161 250L160 251H162V252H160V253H162V254H164V252H166L167 253V251L169 250V247H171L172 248V244H174V242L175 241H177V236L179 235V233L181 234V232L178 230V229H180ZM185 227V226H184ZM199 227V226H198ZM9 228H10V226H9ZM28 228V227H27ZM42 228V227H41ZM40 228V229H41ZM44 228V227H43ZM42 228V229H43ZM136 228H140V224H139V226L138 227H136ZM157 228V227H156ZM156 228L154 229L155 231H156ZM183 228V227H182ZM186 228V227H185ZM184 228V229H185ZM199 228H201V226L199 227ZM2 229V228H1ZM0 229V230H1ZM5 229V228H4ZM3 229V230H4ZM29 230V229H28ZM38 230V229H37ZM181 230V229H180ZM7 231V230H6ZM15 231V230H14ZM139 231H140V229H139ZM138 231V232H139ZM145 231V230H144ZM158 231H160L159 230V227H158ZM185 232H186V230H184ZM4 232V231H3ZM137 232V231H136ZM151 232V231H150ZM183 232V231H182ZM195 232H198V233H201V234H204V236H202V237H200V234H199V236L198 237H196V235L198 234H196L195 235ZM5 233V232H4ZM7 233V232H6ZM34 233V232H33ZM32 233V234H33ZM37 233V232H36ZM140 233V232H139ZM9 234H11V233H9ZM35 234V233H34ZM135 234H137V233H135ZM134 234V235H135ZM148 234V233H147ZM182 234V235H183ZM2 235H4V234H2ZM16 235H17V233H16ZM39 235V234H38ZM46 235V234H45ZM44 235V236H45ZM149 235V234H148ZM182 235H180L181 237H180V239L183 237ZM20 236V235H19ZM18 236V237H19ZM140 236V235H139ZM4 237H8V236H4ZM15 237H17V236H15ZM136 237V236H135ZM151 237V236H150ZM2 238V237H1ZM25 238V237H24ZM133 238V237H132ZM152 238H151V240H152ZM3 239V238H2ZM10 239V238H9ZM140 239V238H139ZM145 239V238H144ZM143 239V240H144ZM183 239H184V237H183ZM5 240V239H4ZM185 240V239H184ZM17 241H21V242H24V246H25V244H26V241H23V240H16V242ZM32 241V240H31ZM180 241V240H179ZM14 242V241H13ZM21 242H19L20 244H21ZM28 242H30V241H28ZM145 242H147V241H145ZM145 242H143L144 244H145ZM155 242V241H154ZM181 242H183V243H185V241H180V243ZM0 243H2V242H0ZM5 243V242H4ZM8 243V242H7ZM31 243H33V241L31 242ZM187 243V242H186ZM19 244V245H20ZM23 244V243H22ZM134 244V243H133ZM141 244V243H140ZM139 244V245H140ZM175 244H179V243H175ZM174 244V245H175ZM18 245V244H17ZM28 245V244H27ZM131 245H132V243H131ZM173 245V246H174ZM181 245V244H180ZM183 245V244H182ZM185 245V244H184ZM2 246V245H1ZM9 246H11L12 247V245H9ZM130 246V245H129ZM128 246V247H129ZM134 246V245H133ZM176 246V245H175ZM4 247V246H3ZM19 247V246H18ZM151 246L149 245V247L147 246V244H146V248L144 247V249H149ZM152 247H154V246H152ZM178 247V246H177ZM1 248V247H0ZM14 249L16 248L17 249V247H13ZM32 248V247H31ZM30 248V249H31ZM133 248V247H132ZM143 248V247H142ZM155 248V247H154ZM152 249V251L151 252H153V250H156V249ZM167 248V249H166ZM183 249L185 248L184 246L182 247ZM2 249V248H1ZM8 249V248H7ZM16 249H15V251H16ZM22 249V248H21ZM35 249V248H34ZM40 249V248H39ZM129 249V248H128ZM5 250H6V248H5ZM11 250H12V248H11ZM25 250V249H24ZM41 250V249H40ZM140 250H142V249H140ZM180 250V251H179ZM30 251V250H29ZM39 251V250H38ZM124 251H126V250H124ZM150 251V250H149ZM3 252V251H2ZM8 252H9V250H8ZM13 252V251H12ZM17 252V251H16ZM127 252V251H126ZM131 252V251H130ZM143 252V251H142ZM142 252H139V253H141L142 254ZM155 252H158V251H155ZM18 253H20V254H24V253H21V251L20 252H18ZM43 253V252H42ZM47 253V252H46ZM138 253V254H139ZM159 253V255H161ZM9 254H11V253H9ZM8 254V255H9ZM20 254H19V256H20ZM32 254V253H31ZM31 254L30 255H28L29 256V258H31L32 256H31ZM124 253H122L121 252V254H119L118 256H120V255H123ZM129 254V253H128ZM155 254V253H154ZM154 254H151V255H149V254H147V253H144V254H142V255H149L148 257H153V255ZM32 255H34V254H32ZM134 255V254H133ZM158 255V256H159ZM3 256V255H2ZM5 256V255H4ZM6 256H7V254H6ZM5 256V257H6ZM10 256V255H9ZM18 256V255H17ZM16 256V257H17ZM18 256V257H19ZM27 256V250H26V255L24 256V259L25 258H27L26 257ZM31 256V257H30ZM125 256V255H124ZM135 256V255H134ZM140 256V255H139ZM155 256H156V254H155ZM158 256H157V258H158ZM163 256H165V255H163ZM11 257H12V255H11ZM14 257V256H13ZM17 257V258H18ZM22 259H20V260H22V264H23V257H22V255L20 256ZM136 257V256H135ZM146 257V256H145ZM147 257V258H148ZM162 257V256H161ZM160 256H159V258H161ZM9 258V257H8ZM7 258V259H8ZM17 258H16V260H17ZM120 258V257H119ZM118 258V259H119ZM142 258H144L143 256H142ZM164 258V257H163ZM163 258H161V259H163ZM28 259V258H27ZM27 259H26V261H27ZM33 259V258H32ZM42 259H43V257H42ZM117 258L115 259V260H118ZM125 259V258H124ZM124 259H121V260H123L124 261ZM127 259V258H126ZM145 259V258H144ZM161 259H159V260H161ZM120 260V259H119ZM131 260V259H130ZM148 260V259H147ZM153 260L155 261V259L153 258ZM2 261V260H1ZM3 261L4 262H1V263H5L6 261L3 259ZM8 261V260H7ZM30 261H31V259H30ZM36 261V260H35ZM132 261V260H131ZM153 261V262H154ZM162 261V260H161ZM9 262H11L10 260H9ZM28 262V261H27ZM32 262V261H31ZM31 262H29L30 264H31ZM121 262V261H120ZM126 261H124V263H125ZM15 263V262H14ZM20 263V262H19ZM28 263V264H29ZM129 263V262H128ZM148 263V261L146 262V264ZM7 264V263H6ZM10 264V263H9ZM13 264V263H12ZM25 264V263H24ZM35 264V263H34ZM37 264V263H36ZM112 264H115V262L114 263H112ZM116 264H119V263H116ZM130 264V263H129ZM134 264V263H133Z\"/></svg>",
    "mask_w": 264,
    "mask_h": 264
}]
</instances>
